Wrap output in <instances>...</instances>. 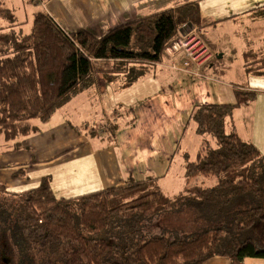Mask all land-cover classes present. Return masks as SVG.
Wrapping results in <instances>:
<instances>
[{
  "label": "trees",
  "instance_id": "obj_1",
  "mask_svg": "<svg viewBox=\"0 0 264 264\" xmlns=\"http://www.w3.org/2000/svg\"><path fill=\"white\" fill-rule=\"evenodd\" d=\"M17 25L14 11L0 2V135L9 142L35 132V120L47 121L94 84L97 73L106 80L122 74L132 83L166 58L165 47L187 26L199 31L206 24L197 4L186 2L100 35L67 30L43 9L34 12L27 32ZM244 62L247 72L264 74V55L246 51ZM234 95V103L193 106L188 122L197 134H210L215 146L200 147L194 160L186 154V186L173 197L162 193L157 177L129 178L72 197L56 196L49 176L22 192L7 190L0 180V264L264 259V153L225 128V119L255 92L234 87ZM117 129L107 123L103 134L114 140ZM197 176L215 183L189 185Z\"/></svg>",
  "mask_w": 264,
  "mask_h": 264
},
{
  "label": "crops",
  "instance_id": "obj_2",
  "mask_svg": "<svg viewBox=\"0 0 264 264\" xmlns=\"http://www.w3.org/2000/svg\"><path fill=\"white\" fill-rule=\"evenodd\" d=\"M186 2L197 4L206 24L199 31L193 28L211 51V56L200 67L203 77H194L170 66L171 60L185 61L182 52L171 59L165 53L162 62L129 84L122 74L106 80L97 73L94 84L77 92L43 122L44 126L50 124L57 114L55 112L61 110L53 126L43 128L34 121L36 131L18 141H5L0 135V180L7 190L25 191L36 186L45 176L50 177L51 189L58 197H72L121 185L129 178L157 177L158 184L171 173L172 161L180 152V141L190 123L188 119L193 106L234 103V87L254 91L255 96L236 107L225 119L226 131L234 130L240 138L250 141L264 153V74L247 72L244 67L246 51L264 55V0H45L35 4L67 30L86 28L100 35L117 24ZM36 11L32 10V17ZM16 17L17 28L23 32L30 30L31 25L28 30L25 27L27 16ZM217 27L232 30L236 38H232L230 47L216 42V38L209 35V30ZM224 38L229 44L227 33ZM232 60L238 68L233 81L227 77L228 63ZM158 67L168 71L158 70ZM113 87L121 93L134 95L121 100L115 98L111 103L116 109L128 110V115L131 113L129 121L134 118L133 124L119 127L111 122L119 127L114 140H108L104 134L98 138L90 133V136H77L74 130L78 124H73L71 119L74 117L67 113L72 100L82 94L87 98L98 95L103 109L106 103L103 97ZM186 154L189 155L182 152L185 163ZM214 183V178L197 176L189 185L212 186ZM185 186L184 169L182 184L168 196L179 194ZM201 264H229V261L226 257L214 256ZM244 264H264V259L247 257Z\"/></svg>",
  "mask_w": 264,
  "mask_h": 264
},
{
  "label": "rangeland",
  "instance_id": "obj_3",
  "mask_svg": "<svg viewBox=\"0 0 264 264\" xmlns=\"http://www.w3.org/2000/svg\"><path fill=\"white\" fill-rule=\"evenodd\" d=\"M36 1L37 0L33 2L31 0H12V2H10V0H0V2L3 5L12 9L18 17L27 16L28 22L25 24V27L27 28V30L29 29L28 26L31 25L32 10L36 11L40 9V5L35 4ZM23 9H24V12L26 11L25 14L23 13ZM191 30H193V28L191 29L185 28V31L183 32L185 33ZM209 31H210L209 35L214 36L216 38V42L220 41L221 43H224L226 46H229V47L233 44L232 38L235 36H233L232 30L230 28L217 27ZM202 33L207 34L208 32L204 33V31H202ZM225 33H227L230 37L229 44H228V41L224 38ZM205 44L207 45V43ZM209 52L211 53L210 49H209ZM228 65L230 66L229 67L230 69L228 72L229 75L227 77L231 78L230 80L233 81L234 80L233 78L235 77L234 75L235 74L236 76L238 75V68L236 67L237 63L235 62V60H232L230 63H228ZM157 69L167 70L166 68H163V67H158ZM120 91L121 90H118V89L114 90V87H113L112 90L109 91V93L104 95L103 98L106 99L104 101L106 103L103 104L102 106L104 107L103 109H101L98 95L96 97L92 96V98L91 97L87 98L85 94H82V95H79V98L72 100L73 102L72 104H70L69 106L70 109L67 110V113L69 114V116L72 115L74 117L71 119L73 124H76V125L78 124L77 129L74 130L77 136H84V135L90 136L89 134L90 131H94L96 138H98L100 135H103L104 128L106 127V124L109 122L110 123L115 122L118 124L119 127L127 126V125L129 126L133 124L131 123V121H129L131 117L130 116L131 113L130 115H128V112H127L128 110L116 109V107L114 108L111 104L113 103L112 101H114L115 98H118L121 100V98L134 97V95H130V92L121 93ZM57 111L58 112H55V114L57 113L56 116L52 118L50 124H45L44 126L43 125L44 123L39 120H35V123L39 124V126L43 128H47L49 127V125L53 126L57 122V116L62 113L61 110H57ZM118 114H122V115H118ZM76 121H79V122H76ZM193 125H194L193 122H190L187 125V128L181 138L180 145H179L180 152H178V154L175 155L172 161V166L170 170L171 173H169L166 176V178H164L161 182H158L157 184L158 188H160L164 192L165 195L167 194V196L174 194L176 192L175 191L176 186L181 185L184 179L185 158H184V155H182V152L183 151L188 152L189 154L188 159L194 160L196 157L195 155H196L198 148L200 149V147L202 146L204 147L208 145L215 146V140L210 134H202V135L196 134L195 132H193Z\"/></svg>",
  "mask_w": 264,
  "mask_h": 264
},
{
  "label": "built area",
  "instance_id": "obj_4",
  "mask_svg": "<svg viewBox=\"0 0 264 264\" xmlns=\"http://www.w3.org/2000/svg\"><path fill=\"white\" fill-rule=\"evenodd\" d=\"M202 39L195 30H191L172 40L164 49L166 55L171 59L176 53L182 52L185 61L177 63L171 60L170 66L194 77H203L200 67L210 57V52Z\"/></svg>",
  "mask_w": 264,
  "mask_h": 264
}]
</instances>
